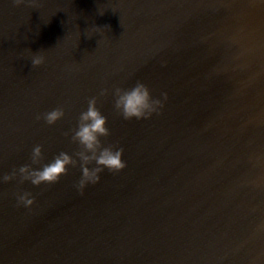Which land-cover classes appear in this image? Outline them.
<instances>
[{
  "label": "water",
  "instance_id": "obj_1",
  "mask_svg": "<svg viewBox=\"0 0 264 264\" xmlns=\"http://www.w3.org/2000/svg\"><path fill=\"white\" fill-rule=\"evenodd\" d=\"M137 81L167 93L161 115L115 112ZM91 97L127 167L83 193L79 166L0 182V264H264V0H0V176L37 144L34 169L77 151Z\"/></svg>",
  "mask_w": 264,
  "mask_h": 264
},
{
  "label": "clouds",
  "instance_id": "obj_2",
  "mask_svg": "<svg viewBox=\"0 0 264 264\" xmlns=\"http://www.w3.org/2000/svg\"><path fill=\"white\" fill-rule=\"evenodd\" d=\"M16 7H20L25 0H13ZM33 7V5H29ZM45 63L42 52L31 56L33 68H38ZM100 96H107L108 90H101ZM114 110L124 120L133 119L149 120L154 115L159 116L168 101L167 93H161L160 98H153L150 89L141 81H137L131 88L115 87L113 90ZM98 98L91 97L87 101V109L81 111L76 127L71 130L70 140L78 146V150L71 155L61 151L55 155L51 162L34 169L32 165H40L43 160L42 146L37 144L31 153V164L13 169L10 174L0 176V182L9 183L19 178L20 183L30 182L34 187L57 183L67 174L68 168L79 166L81 177L75 184L78 191L83 193L88 185H96L100 181V174L105 169L117 174L123 171L127 164L123 161V147L105 144L104 139L110 136L107 118L102 115L97 107ZM65 108L58 106L50 111L38 114L37 121H43L49 127L64 119ZM67 137L69 133H64ZM91 166V167H90ZM17 207L30 208L35 203L31 192L25 191L16 194Z\"/></svg>",
  "mask_w": 264,
  "mask_h": 264
}]
</instances>
